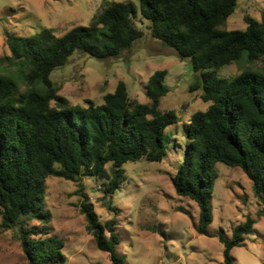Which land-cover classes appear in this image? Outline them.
I'll return each mask as SVG.
<instances>
[{"label":"trees","instance_id":"trees-1","mask_svg":"<svg viewBox=\"0 0 264 264\" xmlns=\"http://www.w3.org/2000/svg\"><path fill=\"white\" fill-rule=\"evenodd\" d=\"M140 3L153 37L201 72L203 82L199 79L195 89L203 87L202 99L211 102L207 110L193 113L186 125L185 157L172 177L176 193L200 208L198 232L209 235L218 162L240 166L264 204V12L260 19L247 15L245 29L228 30L221 27L235 12L238 0ZM137 15L134 2L113 1L88 25L75 26L61 36L52 28L31 36H7L10 53L0 59L4 63L0 70V218L3 227L20 229L29 264L66 261L63 240L35 238L39 231L26 225L30 219L47 223L51 218L44 201L48 177L105 178L104 193L110 196L125 178L124 164L141 158L161 162L167 156L166 130L179 119L175 110L160 107L170 91L165 83L167 69L149 77L145 87L149 103L132 101L127 84L120 81L102 104L88 100L86 105H73L59 94L51 78L76 52L98 59L119 57L144 35L135 23ZM239 61L246 67L233 78L217 74ZM81 210L98 248L109 253L113 264H123L116 220L101 222L85 200ZM256 223L248 216L235 226L231 237L218 232L224 245L223 264H237L232 250L244 244Z\"/></svg>","mask_w":264,"mask_h":264},{"label":"rangeland","instance_id":"rangeland-1","mask_svg":"<svg viewBox=\"0 0 264 264\" xmlns=\"http://www.w3.org/2000/svg\"><path fill=\"white\" fill-rule=\"evenodd\" d=\"M113 1H132L138 8L136 25L144 35L119 57L98 59L76 52L68 63L57 68L51 78L59 94L71 104L86 105L93 100L102 104L107 93L118 83L127 84L132 101L149 103L145 87L158 69L169 71L166 85L170 91L161 99L163 110H175L176 123L166 130L167 156L161 162L145 158L124 164L125 178L115 194L104 193L105 178L82 176L77 181L50 176L45 182L44 201L51 213L47 223L27 220L26 225L39 233L33 237H58L63 240L62 264H113L109 253L100 250L87 230L82 203L92 204L101 222L116 220L120 236L118 254L123 264H223L224 245L218 232L231 237L235 226L248 216L257 219L255 230L246 236L242 246L232 250L237 264H264V209L253 192V183L240 166L216 164L218 179L212 196L213 222L209 235L198 232L200 208L179 196L172 177L184 159L188 144L185 127L196 111L211 104L202 99L201 72H195L189 60H181L177 52L153 37L150 23L141 14L140 0H0V59L10 53L7 36L15 33L31 36L52 28L61 36L73 27L88 25L97 13ZM264 0H238V7L221 27L245 29L247 15L260 19ZM0 60V70L3 66ZM244 62H233L217 74L233 78L245 68ZM24 88V86H22ZM108 177L111 164L106 166ZM108 205L117 208L111 211ZM0 264H29L22 246L20 229L2 226L0 218Z\"/></svg>","mask_w":264,"mask_h":264}]
</instances>
